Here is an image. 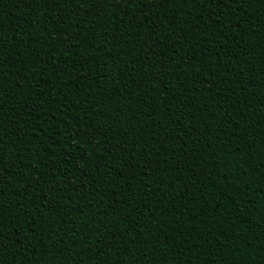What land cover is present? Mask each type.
Wrapping results in <instances>:
<instances>
[{
    "label": "trees",
    "instance_id": "obj_1",
    "mask_svg": "<svg viewBox=\"0 0 264 264\" xmlns=\"http://www.w3.org/2000/svg\"><path fill=\"white\" fill-rule=\"evenodd\" d=\"M0 245L264 264V2L0 0Z\"/></svg>",
    "mask_w": 264,
    "mask_h": 264
},
{
    "label": "snow or ice",
    "instance_id": "obj_2",
    "mask_svg": "<svg viewBox=\"0 0 264 264\" xmlns=\"http://www.w3.org/2000/svg\"><path fill=\"white\" fill-rule=\"evenodd\" d=\"M95 3L99 4L101 0H94ZM134 0H124V3H132ZM218 2H223V0H218ZM233 3L240 4L242 6L243 3H247L248 0H232ZM261 2H264V0H261ZM151 7H155V4L153 3ZM2 247V245H0Z\"/></svg>",
    "mask_w": 264,
    "mask_h": 264
}]
</instances>
